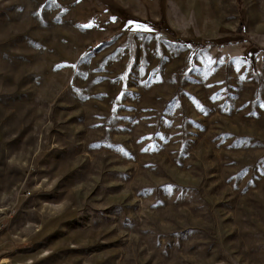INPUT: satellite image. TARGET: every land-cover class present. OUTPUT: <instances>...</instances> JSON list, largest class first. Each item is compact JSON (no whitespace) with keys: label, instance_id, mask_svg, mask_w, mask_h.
Masks as SVG:
<instances>
[{"label":"rangeland","instance_id":"obj_1","mask_svg":"<svg viewBox=\"0 0 264 264\" xmlns=\"http://www.w3.org/2000/svg\"><path fill=\"white\" fill-rule=\"evenodd\" d=\"M1 247L264 264V0H0Z\"/></svg>","mask_w":264,"mask_h":264},{"label":"snow or ice","instance_id":"obj_2","mask_svg":"<svg viewBox=\"0 0 264 264\" xmlns=\"http://www.w3.org/2000/svg\"><path fill=\"white\" fill-rule=\"evenodd\" d=\"M51 3L52 4H55L56 3V0H51ZM131 23V22H130ZM92 25L91 24H89V25H85L84 27H91ZM135 29H142L143 31H145V32H151V31H153V29H151V28H149V27H147V26H140V25H136L135 26ZM134 29V30H135ZM83 59V58H82ZM73 67H75V65H73ZM190 70H192V69H190ZM144 151L145 152H147V151H149V149L148 148H145L144 149Z\"/></svg>","mask_w":264,"mask_h":264},{"label":"built area","instance_id":"obj_3","mask_svg":"<svg viewBox=\"0 0 264 264\" xmlns=\"http://www.w3.org/2000/svg\"><path fill=\"white\" fill-rule=\"evenodd\" d=\"M3 260H6V258L0 257V264H3L4 263Z\"/></svg>","mask_w":264,"mask_h":264},{"label":"trees","instance_id":"obj_4","mask_svg":"<svg viewBox=\"0 0 264 264\" xmlns=\"http://www.w3.org/2000/svg\"><path fill=\"white\" fill-rule=\"evenodd\" d=\"M203 45H204V44H203ZM0 249H2V247H1Z\"/></svg>","mask_w":264,"mask_h":264}]
</instances>
